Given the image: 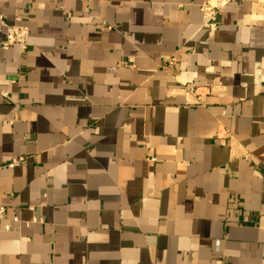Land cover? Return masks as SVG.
I'll return each instance as SVG.
<instances>
[{"label":"crops","instance_id":"crops-1","mask_svg":"<svg viewBox=\"0 0 264 264\" xmlns=\"http://www.w3.org/2000/svg\"><path fill=\"white\" fill-rule=\"evenodd\" d=\"M207 1L0 0V264H264V0Z\"/></svg>","mask_w":264,"mask_h":264},{"label":"built area","instance_id":"built-area-1","mask_svg":"<svg viewBox=\"0 0 264 264\" xmlns=\"http://www.w3.org/2000/svg\"><path fill=\"white\" fill-rule=\"evenodd\" d=\"M230 1L235 0H214L203 3L200 7L205 24H214L217 22L219 11L222 7L228 4ZM6 32L4 38L0 41L1 49H8L11 46L18 48L20 53H25L29 46V31L26 26L20 25L17 22L5 24ZM173 59L169 61L172 63ZM23 159H13L10 163L13 164L22 161ZM5 207L0 206V221L3 219ZM36 221V219H34ZM8 228V226H6Z\"/></svg>","mask_w":264,"mask_h":264}]
</instances>
